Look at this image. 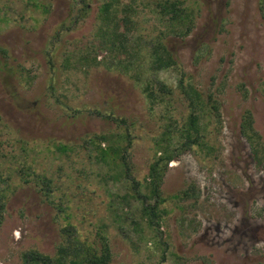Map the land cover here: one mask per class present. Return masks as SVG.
Masks as SVG:
<instances>
[{
  "label": "rangeland",
  "instance_id": "rangeland-1",
  "mask_svg": "<svg viewBox=\"0 0 264 264\" xmlns=\"http://www.w3.org/2000/svg\"><path fill=\"white\" fill-rule=\"evenodd\" d=\"M35 1L0 0V45L8 50L1 64L14 71L6 84L0 72V264H24L27 251L55 256L67 222L96 246L103 234L112 264H264V166L239 129L249 109L264 143L259 0H185L193 13L186 35L168 30L154 0H112L118 17L131 7L132 26L116 27L125 31V53L119 39L108 37L115 20L105 27L100 19L107 0H85L82 13L84 0ZM63 22L67 29L53 39ZM107 38L110 47L119 45L100 48ZM50 39L54 70L44 55ZM157 41L177 66L153 74L150 51ZM84 51L97 60L75 61ZM154 78L173 93L153 107L143 87ZM180 81L214 92L220 121L204 130L211 153L193 147L167 163L159 182L164 201L151 225L141 213L145 203L132 193L148 194L147 173L163 132L182 126L190 111ZM100 133L124 141L136 189L96 161L85 140ZM63 144L70 148L62 151ZM43 177L50 180L48 193Z\"/></svg>",
  "mask_w": 264,
  "mask_h": 264
},
{
  "label": "trees",
  "instance_id": "trees-1",
  "mask_svg": "<svg viewBox=\"0 0 264 264\" xmlns=\"http://www.w3.org/2000/svg\"><path fill=\"white\" fill-rule=\"evenodd\" d=\"M32 3L36 4V1L32 0ZM258 3L259 11L264 17V0H259ZM88 4L89 3L84 0L78 11L81 13L87 11ZM152 5L162 21H165L169 31L186 35L191 30L193 13L190 6L185 4V0H154ZM112 7V0L104 1L99 9L100 19L104 21L102 23L105 27L109 26V21L115 20L114 29L113 31L111 30L110 36L105 31L104 32L108 37L119 39L120 51L125 53L128 44L125 43V38L121 40V36H125V31L120 33L116 30V27L119 23L125 30L132 26L134 21L128 14L131 12V7L126 5L124 7V13L120 17L116 15V12L111 13ZM76 18L77 17H74L73 20L71 19L72 24L76 22ZM66 27L67 26L64 22L61 23V25L55 30V33L52 36L53 39L59 37L62 30L67 29ZM105 40L106 41L103 42L101 41L100 48L107 47L109 50H114V47L119 45V43L116 42L114 46L111 45L110 47L109 38ZM53 43L54 41L50 39L44 52L45 58L52 70H54L55 66L54 61L57 60L56 53L54 52L56 47H54L55 45ZM151 46L150 69L153 71V74L160 69L177 66L174 56L163 42L157 41ZM7 56L8 50L0 45V72L5 84L8 83L7 78L14 74V71L1 64V60ZM70 58V55L65 58V64H69ZM74 60L87 64L97 59L96 54L89 56V51H84L82 54H76ZM179 83L181 84L182 93L187 100V107L190 111L182 126L174 129L173 127H170V124L169 128H166L163 132L161 142L157 145L160 155H158L156 160L150 164L147 173L149 179L148 194L140 193L139 191L132 193L134 197L141 200L142 203H145V205L142 206L141 213L147 217V220L151 225L154 224V219H157L160 216L159 212H157L158 202L164 201V198L160 196L159 182L162 178V171L167 166V163L180 151L193 147H198L200 149L204 148L207 154L211 153V146L207 143L204 130H206L208 123L211 121L217 123L220 121V103L214 95V92L200 91L189 84L182 85L181 81ZM143 91L153 107L168 99L173 93L172 87L165 84L163 81H160L158 78L149 79V81L145 83ZM204 118L206 121L202 125V119ZM239 129L248 140L252 155L257 165L264 166V143L260 141V135L253 129V118L249 109L243 111ZM126 136L127 133H125V138ZM173 138L176 139L175 142L172 141ZM85 142L93 151L96 161L110 165L113 171V177L120 176L126 179L128 178L130 180V189L134 190L137 188V182L129 173V164L125 153L127 147L123 144L124 141L121 138L113 137L110 134L100 133L86 139ZM104 142L106 145L102 146V143ZM173 143H176V145L172 146ZM69 148L70 147L65 144L60 146L62 151H67ZM41 181L44 183L43 187L47 189L46 193H48L50 180L43 177ZM191 191L193 192L194 190L191 189ZM183 193L184 195H188L187 191H183ZM150 198H154L153 204L148 202V199ZM3 208L4 197L0 193V222ZM62 231L66 235V239L65 242L57 247L55 256L51 257L37 251H27L23 255L24 264H112L111 251L109 249L108 241L103 234H98L100 245L96 246L80 239L76 228L72 223H65L62 227Z\"/></svg>",
  "mask_w": 264,
  "mask_h": 264
}]
</instances>
